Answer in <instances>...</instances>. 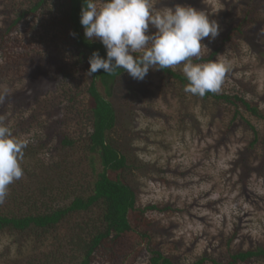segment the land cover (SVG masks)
Returning <instances> with one entry per match:
<instances>
[{
    "label": "rangeland",
    "instance_id": "374dc122",
    "mask_svg": "<svg viewBox=\"0 0 264 264\" xmlns=\"http://www.w3.org/2000/svg\"><path fill=\"white\" fill-rule=\"evenodd\" d=\"M37 1L0 0V118L29 147L22 161L24 175L13 182L19 196L16 202L47 186L49 201L54 206L65 205L69 199L60 194L68 180L66 185L58 183L54 164H59L58 170H64L72 183L79 180L84 191L90 190L93 179L88 168L76 164L82 154L77 144H83L82 139L75 147L61 145V132L77 138L89 129L90 77L77 65L78 51L67 13L59 9L56 0L11 27L19 12ZM186 1L182 4L189 6ZM249 1L198 0L192 4L216 21L223 11L231 15L218 23L215 39H204L207 47L200 55L209 56L223 46L212 61L226 65L218 94L244 95L264 114V54L257 52H264V0H255L258 14L249 31L234 35L231 44L224 43L227 30L237 22L229 23L231 13H239ZM151 3L155 10L181 4L179 0ZM182 67L174 70L183 73ZM119 81L110 99L117 110L116 136L128 155L127 181L140 208L169 207L146 212L150 224L145 230L151 234V243L148 246L146 241L136 240L140 249L128 263L151 264V248L161 250L175 264H190L204 256L226 263L232 253L263 246L264 120L243 107L240 116L234 106L223 101L186 93L180 82L160 70L150 69L142 81L125 73ZM19 91L24 94L12 97ZM24 96L30 105H22ZM61 119L66 121L62 126ZM252 127L259 136L256 144ZM36 138L42 140L40 145ZM44 142L47 145H42ZM79 171H84V177L77 179ZM101 209L96 206L67 220L90 222L92 227ZM66 226L52 228L42 240L36 238V229L22 233L1 230L0 264H57L46 263L45 257L57 250L69 252L66 239L60 241L68 234ZM105 254L99 252L94 264H111ZM62 264L71 263L64 260ZM206 264L213 263L209 259ZM247 264H264V260L253 259Z\"/></svg>",
    "mask_w": 264,
    "mask_h": 264
},
{
    "label": "trees",
    "instance_id": "16d2710c",
    "mask_svg": "<svg viewBox=\"0 0 264 264\" xmlns=\"http://www.w3.org/2000/svg\"><path fill=\"white\" fill-rule=\"evenodd\" d=\"M49 1L55 0H38L28 9L19 12L11 27L17 25L23 19V16L36 13ZM56 1L59 9H65L69 26L72 33H75L73 36L78 51L77 65L81 64L87 72L90 67L89 57L91 54L98 50L100 55L106 58V49L98 39L94 42H88L85 39L84 27L80 23L83 0ZM188 1L191 2H189V6L193 7L192 3H196L198 0ZM179 2L182 4L187 1L179 0ZM245 5L247 6L243 7L239 13L235 11L231 13L233 17L229 18V23L237 22L227 30L224 43L231 44L234 35H244L255 23V15L258 14L256 1L250 0ZM226 11H223L217 18V23H221L224 16L231 17L230 14L227 15ZM237 15L239 17L235 20ZM11 27L6 30V33H3L2 38L10 32ZM149 30L155 29L150 26ZM222 49L223 46L220 45L209 56H202L199 59L193 58V61L212 62ZM257 52L258 54H264L259 49ZM160 71L163 75L180 82L183 88L188 83L184 74L174 69H161ZM125 73L127 72L118 69L112 75H109L101 69L93 74L90 77L87 90L91 97V123L88 126L89 129L86 132H81L80 137L77 138H71L67 132H61V145L64 147H75L78 140L82 139L83 144H80L81 142L77 144V149L81 148L82 154L76 164L89 169V173L93 178L90 190L84 191L83 186H79V180L72 183L71 178L67 173H64V170H62L63 173L58 170L59 164H54L55 176H60L58 183L62 182L63 185H66V179L68 180V186L60 194V196L69 199L67 204L54 206V202L49 201L51 193L48 192L47 186H41L37 190L38 195L35 191L32 194L29 193L23 201L16 202L19 196L16 195L17 192L13 186L15 183L9 186L6 199L0 204V231L9 229L22 233L36 229V238L42 240L45 235H48V232H51L52 228L59 227L63 223L65 226L67 225L68 234L60 238V241L66 239L65 241H67L71 253L60 250L52 252L45 257L48 260L46 263L58 262L57 264H62V261L68 260L71 264H94L99 252H105V255L109 256L107 261H110L111 264H129L128 262L134 261L133 257L137 253L136 250L140 249L136 240L146 241L148 246L151 243V234L145 230V226L150 224L145 215L146 212L155 209H169V207L161 209L157 205L140 208L137 205L136 192L127 181L128 179L124 173L128 166V155L125 153V147L119 137L116 136L118 128L117 110L110 98L113 96L114 87L120 82L119 79ZM22 94L24 92H15V96L12 97L17 99ZM204 98H214L234 106L237 115H240V108L243 107L251 114L264 120V114H261L258 107L247 100L244 95L209 92L204 95ZM72 100H74L73 97ZM21 103L28 106L31 102L24 96ZM237 115H235V118L238 117ZM65 123V119H61L59 122L60 126ZM252 128L255 135L253 143L256 144L259 141V136L257 130L254 127ZM36 139L40 145L42 140ZM42 145H47V142ZM27 148L29 149L27 146L24 151ZM77 174H79L77 179L84 177V171H79ZM69 188H72V190H69ZM56 199L58 200V197ZM96 206L102 208V211L100 218L97 220L98 222L94 223L92 227L88 224L90 222L73 224V222L67 220L72 214L87 212ZM55 237L57 236L55 235ZM150 252L151 264H175L171 257L164 255L159 249L151 248ZM209 259L213 264H247L253 259L264 260V245L257 246L255 249L232 253L226 263L204 256L190 264H206ZM38 260H41V258Z\"/></svg>",
    "mask_w": 264,
    "mask_h": 264
},
{
    "label": "clouds",
    "instance_id": "9594fccd",
    "mask_svg": "<svg viewBox=\"0 0 264 264\" xmlns=\"http://www.w3.org/2000/svg\"><path fill=\"white\" fill-rule=\"evenodd\" d=\"M80 23L85 39H98L106 49V58L98 50L89 57V77L101 69L109 75L122 69L142 81L150 69H175L182 64L186 93L203 97L221 90L226 65L193 62L207 47L204 39L219 34V24L204 11L183 4L155 10L151 0H83ZM150 26L156 31L150 32ZM26 147L27 142L0 118V204L9 186L24 175Z\"/></svg>",
    "mask_w": 264,
    "mask_h": 264
}]
</instances>
